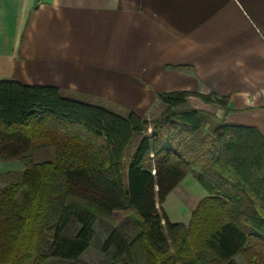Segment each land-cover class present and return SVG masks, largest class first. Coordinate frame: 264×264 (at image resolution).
Returning <instances> with one entry per match:
<instances>
[{
  "label": "trees",
  "instance_id": "obj_1",
  "mask_svg": "<svg viewBox=\"0 0 264 264\" xmlns=\"http://www.w3.org/2000/svg\"><path fill=\"white\" fill-rule=\"evenodd\" d=\"M189 97L228 111V96L169 92L157 96L148 122L55 88L0 82V163L24 168L0 190V264H75L95 223L121 212L100 248L108 264H235L237 255L264 264V136L193 109ZM44 115L87 134L51 128L54 161L37 164L28 125ZM188 175L207 197L185 226L158 205Z\"/></svg>",
  "mask_w": 264,
  "mask_h": 264
},
{
  "label": "crops",
  "instance_id": "obj_2",
  "mask_svg": "<svg viewBox=\"0 0 264 264\" xmlns=\"http://www.w3.org/2000/svg\"><path fill=\"white\" fill-rule=\"evenodd\" d=\"M0 82L140 118L160 94L215 92L227 112L188 105L264 136V0H0ZM56 121L33 128V146L82 131Z\"/></svg>",
  "mask_w": 264,
  "mask_h": 264
},
{
  "label": "rangeland",
  "instance_id": "obj_3",
  "mask_svg": "<svg viewBox=\"0 0 264 264\" xmlns=\"http://www.w3.org/2000/svg\"><path fill=\"white\" fill-rule=\"evenodd\" d=\"M158 109H154L149 115L148 122L150 121V116L153 114L156 115L158 113ZM56 120L49 115L40 116L37 119L33 120L28 126L37 127L40 123H44L45 120ZM59 125H63V122L56 121ZM69 124V123H68ZM26 127V125H25ZM28 127V128H31ZM27 129V128H26ZM73 133L78 132L80 135L85 136L86 131L80 129L82 131L76 130L73 127ZM27 132V131H26ZM147 136L151 135V126H148V130L146 133ZM141 136L136 135L132 141L131 145L127 149L126 152V160H129V156L133 152V149L140 139ZM33 161L34 163H43V162H52L54 161V152L51 148L46 146L35 147L33 149ZM24 168L21 164L17 162L11 163H0V190L7 187L14 178L19 179L20 175L23 173ZM207 197L206 192L200 185L190 176H186L179 185L168 194L163 204L158 205L159 211L165 213L167 218L171 223H179L185 226L188 225L191 215L195 210L196 206L199 204L201 200ZM126 213H116L108 220L97 221L94 225V237L89 246V248L81 255L78 262L75 264H108V259L105 255L101 253V245L107 238V235L111 229V227L118 226L119 222L122 221L123 217L126 216ZM235 264H245L242 257L237 255L233 258ZM45 264H57L52 260H48ZM69 264V263H63Z\"/></svg>",
  "mask_w": 264,
  "mask_h": 264
}]
</instances>
